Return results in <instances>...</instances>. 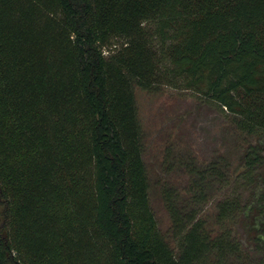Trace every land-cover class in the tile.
Returning <instances> with one entry per match:
<instances>
[{
	"label": "trees",
	"instance_id": "16d2710c",
	"mask_svg": "<svg viewBox=\"0 0 264 264\" xmlns=\"http://www.w3.org/2000/svg\"><path fill=\"white\" fill-rule=\"evenodd\" d=\"M176 83L253 138L248 198L223 199L216 221L239 218L249 264H264V0H0V264L241 253L196 211L207 178L229 184L227 164L188 165L186 196L165 195L176 248L159 229L135 88Z\"/></svg>",
	"mask_w": 264,
	"mask_h": 264
},
{
	"label": "rangeland",
	"instance_id": "374dc122",
	"mask_svg": "<svg viewBox=\"0 0 264 264\" xmlns=\"http://www.w3.org/2000/svg\"><path fill=\"white\" fill-rule=\"evenodd\" d=\"M176 84H163L155 90L135 88L150 179V202L159 229L176 248L165 195L179 194L181 199L186 196L190 186L188 165L205 169L215 162L227 164L229 184L207 178L204 199L196 211L205 221L211 239L228 238L231 234L244 240L241 253L222 259V264H249L257 255L247 249L246 229L239 218L216 220L223 199L239 196L245 202L248 198L246 182L239 176L240 157L253 138L240 132L218 104L185 88L183 83ZM214 254L207 264H217L220 256Z\"/></svg>",
	"mask_w": 264,
	"mask_h": 264
},
{
	"label": "clouds",
	"instance_id": "9594fccd",
	"mask_svg": "<svg viewBox=\"0 0 264 264\" xmlns=\"http://www.w3.org/2000/svg\"><path fill=\"white\" fill-rule=\"evenodd\" d=\"M72 39H75L74 35H73ZM105 55H107V53H105Z\"/></svg>",
	"mask_w": 264,
	"mask_h": 264
}]
</instances>
